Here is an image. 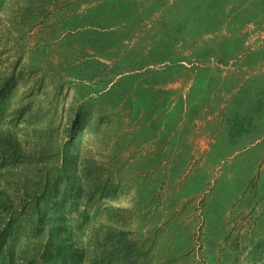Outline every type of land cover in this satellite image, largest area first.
<instances>
[{"label":"rangeland","instance_id":"rangeland-1","mask_svg":"<svg viewBox=\"0 0 264 264\" xmlns=\"http://www.w3.org/2000/svg\"><path fill=\"white\" fill-rule=\"evenodd\" d=\"M5 205L82 264H264V0H0Z\"/></svg>","mask_w":264,"mask_h":264},{"label":"trees","instance_id":"trees-1","mask_svg":"<svg viewBox=\"0 0 264 264\" xmlns=\"http://www.w3.org/2000/svg\"><path fill=\"white\" fill-rule=\"evenodd\" d=\"M88 119L85 110L70 115L66 131L68 144H72L80 136L81 131L89 127ZM88 179L89 196L97 195L100 198L108 194L109 190L100 187V185L91 189L90 178ZM55 205L57 204L54 201L53 209L51 207L50 212L55 210ZM5 206L0 208L3 210L7 208L5 210H8V205ZM37 209L39 216L33 220L31 231L38 236L36 235L31 239L26 233L28 238L22 240V232L25 229H23L24 222L21 217H19L21 221L18 217L3 218L0 221V264H82L83 252L76 241L71 238V232L67 230L64 220L55 212H43L39 207ZM45 218L47 221L44 220ZM40 234H43L44 238L39 239L38 244H32L31 242ZM118 238V241L113 243V251L118 257L117 259L121 264H135V260L132 261L130 258L132 257V248L121 243L122 237ZM30 245H33L37 250L34 255H31L32 259H28L25 255L27 253L26 248Z\"/></svg>","mask_w":264,"mask_h":264}]
</instances>
